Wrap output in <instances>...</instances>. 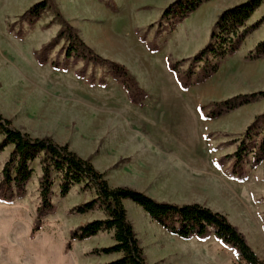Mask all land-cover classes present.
Masks as SVG:
<instances>
[{"label": "rangeland", "instance_id": "1", "mask_svg": "<svg viewBox=\"0 0 264 264\" xmlns=\"http://www.w3.org/2000/svg\"><path fill=\"white\" fill-rule=\"evenodd\" d=\"M40 1L0 0L1 113L32 136H50L68 144L105 172L111 186H130L159 201L199 202L226 214L264 260V161L251 168L250 154L244 161L246 173L237 177L233 159L227 156L253 123L255 138L264 134V96L222 115H209L213 101L264 91V56L253 57L256 45L264 40V20L204 83L183 90L168 68L169 60L192 59L207 45L222 11L251 0H208L181 22H176L174 14L162 18L176 0H99L111 12L94 21L68 18L60 1L54 0V8L42 11L34 22L19 19ZM55 7L97 54L124 64L140 86L152 85L151 98L145 99L143 107L138 110L127 104V89L106 64L71 59L66 69L52 66V61L60 67L64 64L68 47L64 38L47 51V63L38 62L37 53L61 28ZM263 17L264 0L246 25ZM149 62L153 76L142 71ZM189 64L190 60L181 63L180 74ZM201 65L195 63V73ZM162 147L174 152L171 160H157ZM13 150L7 146L0 153V172ZM32 166L35 171L26 194L9 203L0 200V264L110 262L103 258L106 254L91 255L90 251L112 245V230L74 240L71 249H65L73 229L105 213L100 206L76 213L77 206L96 197V190L91 185H75L61 197L56 173L55 210L31 237L42 174L39 160ZM124 203L150 264H187L196 254L200 256L195 257L197 264H247L236 249L221 253L192 238H181L132 200ZM205 251L210 257L204 262L200 253Z\"/></svg>", "mask_w": 264, "mask_h": 264}, {"label": "trees", "instance_id": "2", "mask_svg": "<svg viewBox=\"0 0 264 264\" xmlns=\"http://www.w3.org/2000/svg\"><path fill=\"white\" fill-rule=\"evenodd\" d=\"M53 1L42 0L35 3L19 19L34 22L35 19L39 18L42 11L54 8ZM207 1L176 0L166 8L162 18L174 14L177 19L176 22H181ZM261 2L262 0H251L248 3L237 4L225 9L220 13L211 30L209 42L192 59L168 61V68L176 74L177 81L183 90L206 82L219 70L221 62L227 56H232L240 50L247 36L264 20L263 17L251 26L246 25ZM55 11L61 22V28L37 53L38 62L40 64L47 63V51L64 38L68 41L64 64L60 67L58 61H52V66L66 69L68 67L66 63L71 59L74 62L82 59L86 63L106 64L111 67L113 77L120 79L127 89L129 99L134 104L143 107L148 94L139 85L130 70L124 64L97 54L81 38L78 30L66 20L58 7H55ZM150 50L156 51L157 47H150ZM262 56H264V40L256 45L253 55L254 58ZM188 60H190L188 69L180 74L181 63ZM198 62H202V65L199 71L195 73L194 65ZM257 96H264V91L213 101L209 104L211 108L209 115L213 117L222 115L250 103ZM254 124L246 129L245 137L237 145L236 150L227 155L233 159L232 171L237 177L246 173L244 161L250 154L253 155L251 168H255L264 161V134L257 140ZM0 135L2 136L0 153L7 146H14L10 158L5 162L0 172V200L9 203L24 196L35 171L32 163L36 160L40 162L42 173L39 178L40 202L36 208L31 237H34L41 229L43 218L55 210L56 205L52 200V195L54 173H56L59 176V194L61 197H66L75 185H91L96 190V197L77 206L74 209L76 213L83 214L94 210L96 206H100L106 214V218L93 219L73 229L65 246L66 250L71 249L74 240L82 241L97 235L101 231L112 230L114 243L110 246L93 248L90 254L120 252L122 256L110 262L99 264H150L146 260L134 225L128 218L124 200L130 199L140 205L161 227L174 235L184 239L197 237L201 240L214 236L225 245L236 249L240 259L247 264H264V260L249 244L245 234L230 221L226 214L220 211H215L199 202L178 204L159 201L130 186H111L106 178V173L98 170L89 158L80 156L71 150L68 144H59L50 136L35 137L15 127L12 121L6 118L1 111Z\"/></svg>", "mask_w": 264, "mask_h": 264}, {"label": "crops", "instance_id": "3", "mask_svg": "<svg viewBox=\"0 0 264 264\" xmlns=\"http://www.w3.org/2000/svg\"><path fill=\"white\" fill-rule=\"evenodd\" d=\"M59 1H60L61 8L64 10V12L68 18H79V19L84 18V19L94 21V20H98L102 17H106L107 14L109 12H111L99 0H59ZM78 24H80L79 21H78ZM142 71H143V73L146 72V74H149V75L151 74V76H153L155 74L154 70L152 69V65L150 62L148 64L147 63L144 64V69ZM139 80L141 81L140 78H139ZM141 86H142V88H144V90L148 94L147 100H150V98H151L150 91H151L152 85H145V86L141 85ZM128 99H129V96H128ZM127 102H128L127 104H130L129 106L131 108L138 109V110L141 108V106L134 104L133 102H131V100H130V102L129 101H127ZM9 147L14 148L13 145H9ZM158 153L160 154V157L157 160H163V161H165L167 159L171 160L174 156V152L172 150H170V148H165V147L160 148L158 150ZM103 218H106V214L104 215V217H100V219H103ZM112 233H113V231H112ZM95 236L98 237V235H95ZM112 236H113V234H112ZM192 239L197 240V242L199 244H202L204 247L205 246H207V247L211 246L212 248H215L216 251H220L221 253H226L224 251H227V249L232 248L229 245H225L221 240L217 239L214 236H211L206 240H201L197 237H192ZM188 240H191V238ZM200 254L202 256L201 259L204 262H205V260H209L210 256L207 254L206 251H205V253L203 252ZM121 256H122V253L116 252V253L106 254V255H104L103 258L106 261H112V260L120 258ZM196 256L200 257L198 254H196ZM196 256L195 255L190 256L189 259L187 260V264H197L196 258H195ZM170 264H179V263L178 262H176V263L170 262Z\"/></svg>", "mask_w": 264, "mask_h": 264}]
</instances>
